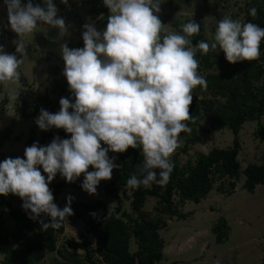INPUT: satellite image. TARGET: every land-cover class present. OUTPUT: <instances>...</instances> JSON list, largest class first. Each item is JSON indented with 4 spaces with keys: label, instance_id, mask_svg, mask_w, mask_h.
<instances>
[{
    "label": "clouds",
    "instance_id": "clouds-1",
    "mask_svg": "<svg viewBox=\"0 0 264 264\" xmlns=\"http://www.w3.org/2000/svg\"><path fill=\"white\" fill-rule=\"evenodd\" d=\"M62 3L67 5L68 0ZM103 3L110 10L106 28L98 31L94 24L86 23L83 48L61 45L63 75L74 102L61 98L57 113L41 108L35 121L43 131L63 129L70 139L56 136L47 146L36 142L25 148V158L9 157L0 162V195L20 197L23 209L30 210L29 219L39 222L44 231L60 229L74 214V197L67 198L63 209L54 203L49 184L56 175L73 183L83 174V190L96 194L100 182L110 180L119 167L109 157L110 151H142L143 162L127 180V188L153 183L166 186L174 170L171 156L179 147L180 134L190 131L187 121L191 119L193 90L207 87L206 79L198 73L197 53L223 51L226 60L235 64L258 59L264 42V27L225 16L218 21L211 42L193 44L191 38L200 33L201 25L193 20L182 24L179 33L168 32L158 15L161 0ZM4 5L6 27L18 37L13 41L16 53L24 57L7 53L0 45V86L9 88L20 81L27 38L41 24L61 33L67 28L65 20L58 18L53 0H44L43 7L34 5L33 0L26 4L4 0ZM249 12L256 17L255 7ZM19 96V91L8 92L10 101ZM90 166L94 171H88Z\"/></svg>",
    "mask_w": 264,
    "mask_h": 264
},
{
    "label": "rangeland",
    "instance_id": "rangeland-1",
    "mask_svg": "<svg viewBox=\"0 0 264 264\" xmlns=\"http://www.w3.org/2000/svg\"><path fill=\"white\" fill-rule=\"evenodd\" d=\"M248 0H161V12L158 13L162 23L166 25L168 32H178L179 27L189 21H195L201 25L200 33L205 42H211L214 37L218 21L225 16L248 22L246 18V3ZM26 4L27 0H22ZM57 8L58 18L65 20L67 31L61 33L59 29L46 24H41L36 31L27 38V56L19 71L21 78L18 83L9 85V88L0 86V133L10 130L3 145L0 147V162L6 158H25L24 151L30 147V137L41 139L45 133L36 124V118L43 108L50 113L60 110V99L68 98L74 102V97L69 91L66 77L63 75L65 62L62 59L61 45L67 44L69 48H83L84 24L92 23L98 31H103L108 22L110 10L92 17L91 0H68V4L62 0H53ZM33 4L44 5V0H33ZM8 25L7 8L4 0H0V45L10 54H16L17 35L6 27ZM261 56V49H260ZM259 56V57H260ZM215 65L212 69L200 67L199 75L218 71ZM24 78V80H23ZM264 87V76L260 80ZM19 91L20 96L14 101L8 97L9 90ZM213 98L209 92L204 91L199 99ZM197 102V101H196ZM71 111V109H70ZM191 115V114H190ZM189 132L180 134V146H184L194 131L204 138V141H189L187 153L180 154V161L186 162L197 153H208L213 147H228L233 142V133L228 127L216 126L212 130L209 119L202 109L198 118L191 116L187 121ZM241 150L239 160L241 162L240 176L231 185L234 179H218L212 190L199 202L186 201L180 205L181 212L189 213L186 218L166 216L167 225L160 229L165 247L164 256L159 264H264V184L256 185L254 191L245 187V169L250 164L264 165V115L258 119L247 120L239 132ZM66 139H70L67 133ZM107 147V145H103ZM110 158L119 165L113 170L110 180H102L97 187L96 194H89L82 188L84 175L73 183H68L58 173L49 184L54 195V203L63 209L69 196L74 197L73 202H95L102 200L110 209L120 207L125 213H131L129 195L130 189L119 197L108 196L105 186L116 178L122 171L119 153L109 152ZM40 170L45 177L42 166ZM88 171H94L92 166ZM22 199L16 195L12 198L13 205L18 207ZM71 203V205H72ZM156 198L149 196L144 205L146 212L151 217H156ZM6 225L13 229L15 220L8 216L7 210H3ZM42 219L47 216L42 215ZM128 221V219H127ZM223 223L217 229V223ZM221 233L222 240L217 239ZM86 236L90 242L93 259L89 260L84 249H77L78 258L83 264H106L95 253V239L87 231L86 226L80 220L65 221V231L58 236L57 244L60 248L67 247L68 251H75L68 241H80ZM15 246L11 241L8 245L0 247V262L4 256ZM137 248L134 240L131 241V250ZM40 264H75L63 258L59 253H48Z\"/></svg>",
    "mask_w": 264,
    "mask_h": 264
},
{
    "label": "trees",
    "instance_id": "trees-1",
    "mask_svg": "<svg viewBox=\"0 0 264 264\" xmlns=\"http://www.w3.org/2000/svg\"><path fill=\"white\" fill-rule=\"evenodd\" d=\"M91 4L92 17L109 10L103 0H91ZM246 6L248 22L264 27V0H248ZM253 7L257 9L256 17H252L249 12ZM178 29L181 32V27ZM191 39L193 44H196L203 40V36L199 33ZM196 59L200 67L212 69L217 65L218 71L201 75L206 79L207 87L197 86L193 90L190 114L198 118L203 109L210 122L207 130L210 131L216 126L228 127L233 133V142L228 147H213L208 153L199 152L182 163L180 154L188 152L189 141H204V138L194 131L185 145H179L171 156L174 170L166 186L153 183L147 187L130 189L131 193L127 196L130 199L131 213L122 212L120 207L110 209L102 200L73 202L71 207L74 214L67 219L84 223L95 239V253L106 264H159L165 246L159 231L167 225L165 217L186 218L189 213L181 212L180 205H184L186 201L199 202L212 190L218 179H234L231 182L234 187L240 176V129L247 120L260 121L264 115V87L259 84L264 76V42L261 44V56L253 61L232 64L226 60L223 51L219 50H210L206 55L198 52ZM204 91L215 97L199 99ZM9 133L10 130L0 133V147ZM56 136L66 139L67 132L63 129H59V132L54 130L52 133L43 134L39 140L32 136L28 144L32 146L38 142L40 146H47ZM119 157L122 171L106 184L105 193L108 196L119 197L121 193L124 194L127 180L143 162L139 148H129L125 153H119ZM245 175V187L253 192L256 185L264 184V165H248ZM149 196L156 198V217H151L144 209ZM13 197L14 194L0 195V247L8 245L11 241L15 242V246L10 248L0 264H40L47 254L52 252L59 253L75 264H83L76 251L79 248L85 250L89 260L93 259L94 253L86 236H82L80 241H68L75 251H68L67 247L60 248L57 241L58 236L65 231V222L58 230L44 231L39 222L29 219L30 210L26 212L23 209V200L18 207L13 205ZM5 209L8 216L15 220L13 229L6 225L3 213ZM93 212L97 213L96 217L91 215ZM50 219L47 216L45 221ZM222 224L217 223L216 230L221 228ZM222 238V234L218 233L217 239ZM132 239L137 246L135 251L131 250Z\"/></svg>",
    "mask_w": 264,
    "mask_h": 264
},
{
    "label": "crops",
    "instance_id": "crops-1",
    "mask_svg": "<svg viewBox=\"0 0 264 264\" xmlns=\"http://www.w3.org/2000/svg\"><path fill=\"white\" fill-rule=\"evenodd\" d=\"M165 247V246H164ZM163 256H164V254H163Z\"/></svg>",
    "mask_w": 264,
    "mask_h": 264
}]
</instances>
